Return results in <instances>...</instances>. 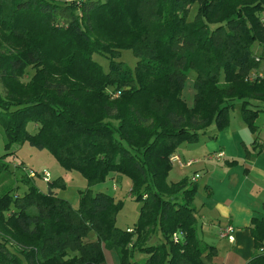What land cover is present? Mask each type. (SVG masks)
<instances>
[{
	"label": "trees",
	"instance_id": "trees-1",
	"mask_svg": "<svg viewBox=\"0 0 264 264\" xmlns=\"http://www.w3.org/2000/svg\"><path fill=\"white\" fill-rule=\"evenodd\" d=\"M263 12L264 0H0L2 157L28 141L88 182L78 208L55 190L65 188L62 177L46 192L30 183L22 195H1L0 264H107L104 247L121 264H206L216 247L198 234L197 183L167 181L171 156L211 125L225 129L237 102L255 130L264 111V75L252 76ZM125 48L137 57L134 70L120 59ZM96 53L110 59L108 71ZM29 66L36 71L22 83ZM192 70L190 108L182 90ZM116 174L143 201L131 227L117 223L124 202L92 188ZM252 232L263 247L264 215ZM138 251L148 256L138 260ZM249 264H264V251Z\"/></svg>",
	"mask_w": 264,
	"mask_h": 264
},
{
	"label": "crops",
	"instance_id": "crops-1",
	"mask_svg": "<svg viewBox=\"0 0 264 264\" xmlns=\"http://www.w3.org/2000/svg\"><path fill=\"white\" fill-rule=\"evenodd\" d=\"M255 50L261 56L262 45L256 43ZM259 62L252 70L253 77L264 75V56ZM235 108L238 110L235 125L230 121L225 129L218 130L213 124L201 132L199 140L180 144L173 154L181 158L182 165L177 167L175 164L180 162L172 163L167 177L169 183L184 176L197 183L191 201L195 206L198 234L216 247L206 264H249L264 251L261 250L264 245L256 247L252 232L254 218L264 215V111L256 118L255 130H251L243 119L241 102ZM117 177L116 174L112 178ZM202 177L204 182L200 184ZM139 211L140 205L138 215ZM227 226L234 228V240L221 236ZM154 237L158 239L160 234ZM96 238L95 234L92 239ZM104 252L107 264H121L115 248L104 247ZM135 256L139 260L138 253Z\"/></svg>",
	"mask_w": 264,
	"mask_h": 264
},
{
	"label": "rangeland",
	"instance_id": "rangeland-1",
	"mask_svg": "<svg viewBox=\"0 0 264 264\" xmlns=\"http://www.w3.org/2000/svg\"><path fill=\"white\" fill-rule=\"evenodd\" d=\"M198 6V3L192 5L188 15V19L190 21H194L196 19L198 14ZM94 58L102 64L106 71L109 70L110 59L108 57L96 53L94 54ZM120 59L132 70L135 69L137 57L131 48L122 49ZM35 71L36 69L34 67L29 66L26 69L25 74L21 77V82L28 83ZM196 77L197 72L192 70L186 78L182 90L183 98L190 108L194 106L197 93L195 86ZM3 89V86H0V90ZM110 90L111 89H109V91ZM117 95L120 94L118 93ZM237 117L238 110L234 108L231 110L230 116L232 125H235L237 122ZM27 129L31 133H35L38 129V125L31 121L28 123ZM7 142L8 138L5 133L4 126L0 123V161L4 160L3 162L6 163V165H2V170L0 171V196L8 191H11V193L15 196L22 195L28 189L30 183L37 185L41 191L46 192L48 191L49 181H53L56 178L62 177L65 181V188H55V190L59 195L68 199L74 205V207H79V193L81 190L88 187L86 178L79 171L66 169L49 150L39 149L31 145L28 141H24L19 145L15 143V146H13L12 149L15 150V153L2 157V155L7 152ZM175 165H177V167H181L182 164L179 163ZM30 170H35L41 173L44 171L49 172L50 177L43 178V175H39L37 172L36 175H32L30 174ZM186 172L189 171L186 170ZM190 174H192V171ZM112 177L113 175L108 176L104 181L93 185L92 188L95 192L104 191L113 195L116 201L121 199L124 202V205L118 214L117 223L123 227L134 226L138 218V205H140L141 208L143 201L136 200L134 193L132 192V182L129 177L125 175L119 176L117 179ZM176 177H179V172ZM203 182L204 177L200 179V184ZM95 234L96 232L92 230L89 238H94ZM160 238H162V236H160ZM153 239L156 241L155 237H153ZM137 253L139 260L145 259L148 256V253L146 252L138 251ZM135 257L137 258V256Z\"/></svg>",
	"mask_w": 264,
	"mask_h": 264
},
{
	"label": "built area",
	"instance_id": "built-area-1",
	"mask_svg": "<svg viewBox=\"0 0 264 264\" xmlns=\"http://www.w3.org/2000/svg\"><path fill=\"white\" fill-rule=\"evenodd\" d=\"M263 56H264V51L262 52V55L261 56H258L256 59L257 61H261L263 59ZM224 153H219V155H223ZM171 161L172 163H176V162H180L181 163V158L174 154L171 156ZM188 164H191V162H189ZM35 170H30V174L32 175H36L37 173H39V175H43V178H49L50 177V173L49 172H46L44 171L43 173L41 172H37ZM198 175H196L197 177ZM51 179V178H50ZM50 179H47V180H50ZM195 180V179H193ZM221 236L222 237H228L230 240H234V228L232 226H227L226 228H224L221 232ZM261 250H264V248H262Z\"/></svg>",
	"mask_w": 264,
	"mask_h": 264
}]
</instances>
